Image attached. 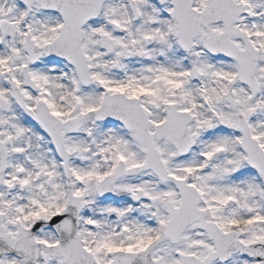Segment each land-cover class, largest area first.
<instances>
[{"label":"snow or ice","instance_id":"6c2138e0","mask_svg":"<svg viewBox=\"0 0 264 264\" xmlns=\"http://www.w3.org/2000/svg\"><path fill=\"white\" fill-rule=\"evenodd\" d=\"M0 264H264V0H0Z\"/></svg>","mask_w":264,"mask_h":264}]
</instances>
